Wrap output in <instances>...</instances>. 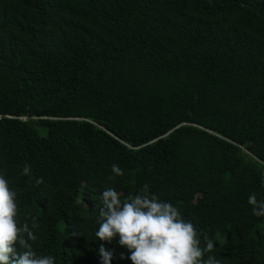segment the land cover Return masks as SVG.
Returning <instances> with one entry per match:
<instances>
[{
  "label": "trees",
  "instance_id": "trees-1",
  "mask_svg": "<svg viewBox=\"0 0 264 264\" xmlns=\"http://www.w3.org/2000/svg\"><path fill=\"white\" fill-rule=\"evenodd\" d=\"M0 171L55 264H132L100 196L145 183L205 259L264 264V0H0Z\"/></svg>",
  "mask_w": 264,
  "mask_h": 264
},
{
  "label": "clouds",
  "instance_id": "clouds-1",
  "mask_svg": "<svg viewBox=\"0 0 264 264\" xmlns=\"http://www.w3.org/2000/svg\"><path fill=\"white\" fill-rule=\"evenodd\" d=\"M113 175L108 181L123 177L124 170L111 166ZM21 174L30 176L31 167L25 164ZM43 179L37 178L36 184ZM264 183V181H262ZM248 204L257 217H264V200H257L255 193L248 197ZM100 223L95 236L111 244L113 240L126 248L130 255L120 254V259H129L132 264H221L212 253L214 241L204 237L191 221L170 202L161 201L150 192L145 183L140 190L123 196L115 187H107L100 196ZM18 193L10 187L3 171H0V264H55V257L38 255L33 249L37 240L36 217L20 219ZM100 264H111L115 249L99 246Z\"/></svg>",
  "mask_w": 264,
  "mask_h": 264
}]
</instances>
